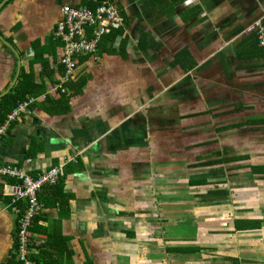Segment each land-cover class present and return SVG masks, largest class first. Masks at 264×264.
<instances>
[{
    "label": "crops",
    "instance_id": "0c3cea01",
    "mask_svg": "<svg viewBox=\"0 0 264 264\" xmlns=\"http://www.w3.org/2000/svg\"><path fill=\"white\" fill-rule=\"evenodd\" d=\"M87 1L0 0V95L22 79L44 88L0 164L62 167L38 193L31 259L264 264V55L248 31L264 0L107 1L125 18L119 46L79 58L61 85L54 29ZM17 183L0 177V264L19 263Z\"/></svg>",
    "mask_w": 264,
    "mask_h": 264
},
{
    "label": "built area",
    "instance_id": "2783aa9c",
    "mask_svg": "<svg viewBox=\"0 0 264 264\" xmlns=\"http://www.w3.org/2000/svg\"><path fill=\"white\" fill-rule=\"evenodd\" d=\"M62 18L55 27V40L61 44L60 65L64 70L61 85L68 84L76 68L77 60L81 57L94 55L97 52L103 36L110 34L112 29L125 28V19L120 11L112 3L103 1L93 10L86 6L70 7L64 6L61 9ZM249 32L257 35L259 47L264 55V16L254 22L249 28ZM122 35H119L114 46H119ZM62 93L65 89L60 86L55 90ZM33 98L21 102L9 113L0 125V140L6 133L9 126L23 114ZM62 172L61 166H54L49 170L42 171L37 176H30L22 169L12 165L0 164V177L18 180L12 185L9 196L13 201H24L25 207L19 217V229L16 236V255L20 264H36L31 259L34 222L42 208L39 202L38 193L46 185H54L58 182Z\"/></svg>",
    "mask_w": 264,
    "mask_h": 264
},
{
    "label": "trees",
    "instance_id": "16d2710c",
    "mask_svg": "<svg viewBox=\"0 0 264 264\" xmlns=\"http://www.w3.org/2000/svg\"><path fill=\"white\" fill-rule=\"evenodd\" d=\"M103 1L111 2V0H95V1H87L85 5L87 8L93 10L98 5V3L100 4ZM123 31H124L123 28L112 29L110 34L103 36V38L100 41V44L98 45V48L99 47L101 48L102 46L105 48L112 49L113 44L116 43L118 36L123 34ZM43 91L44 88L35 85L34 82H32L31 78L30 81L29 79H22L18 83V85L14 88V90L11 91V93H8L6 96L0 98V125L3 124L7 115L11 113L13 109L18 106L19 103L26 100L27 96L29 95L39 96ZM9 262H16V261H9Z\"/></svg>",
    "mask_w": 264,
    "mask_h": 264
},
{
    "label": "water",
    "instance_id": "95a60500",
    "mask_svg": "<svg viewBox=\"0 0 264 264\" xmlns=\"http://www.w3.org/2000/svg\"><path fill=\"white\" fill-rule=\"evenodd\" d=\"M0 42L3 44V45H6L5 42L2 40L1 36H0ZM8 92L4 93V94H1L0 95V98L7 95Z\"/></svg>",
    "mask_w": 264,
    "mask_h": 264
}]
</instances>
